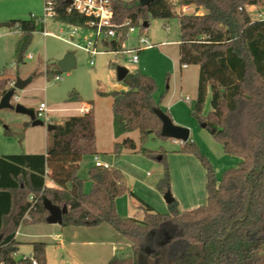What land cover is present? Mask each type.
I'll return each mask as SVG.
<instances>
[{
	"label": "trees",
	"instance_id": "1",
	"mask_svg": "<svg viewBox=\"0 0 264 264\" xmlns=\"http://www.w3.org/2000/svg\"><path fill=\"white\" fill-rule=\"evenodd\" d=\"M55 2L53 21L87 29L89 18L67 12L65 0ZM111 6L114 22L128 19L135 27L148 18L177 19L179 65L199 68L192 114L225 155L239 159L238 165L217 181L212 165L188 140L182 151L193 155L205 170L206 204L180 211L174 200L166 214H158L138 200L144 218L124 219L115 210L116 199L128 191L119 170L91 167V188L83 191L77 171L84 157L97 155L94 116L92 110L71 116L48 132L51 143L44 155L0 157V264H46L45 243H32L29 256L14 257L18 229L46 223L45 202L67 209L62 227L105 224L124 238L131 254L114 256L107 264H264V20H252L247 11L264 7V0H155L149 5L140 0H111ZM184 7L203 13L185 14ZM0 29L21 34L15 48L21 62L33 34L44 31V23L41 18L15 20L0 24ZM122 43L123 38L106 41L103 49L118 53ZM122 83L126 91L97 93L112 100L114 137L138 132L142 144L148 136L165 139L154 114L160 109L153 97L155 81L137 72L128 73ZM208 91L210 111L203 116ZM5 92L2 86L0 97ZM78 101L77 94L67 99L68 103ZM135 149L133 140L125 137L114 144L113 153L119 157ZM158 160L165 166L158 186L165 195L169 176L164 157ZM46 179L56 188L47 187Z\"/></svg>",
	"mask_w": 264,
	"mask_h": 264
},
{
	"label": "rangeland",
	"instance_id": "2",
	"mask_svg": "<svg viewBox=\"0 0 264 264\" xmlns=\"http://www.w3.org/2000/svg\"><path fill=\"white\" fill-rule=\"evenodd\" d=\"M44 6V0H0V24L32 17L43 18L44 30L50 34L44 37L42 33H34L23 60L19 62L15 48L21 35L0 29V90L2 86L4 90H10L16 79H30L27 87L15 92L11 104L19 103L35 110L40 103H44L48 110V121L42 127H32L25 115L9 109L0 110V157L27 154L24 151H30L29 154L45 151L51 143L46 129L51 124L50 118L54 120L52 125H62L68 115L78 114L77 109L85 104L93 109L99 161L119 170L124 177L128 191L115 201V210L121 218L138 221L144 218L138 200L148 205L154 213L168 212L164 194L158 188L165 174V166L158 160L161 156L168 171L169 192L178 203L179 210L204 206L207 198L205 170L193 155L182 151L183 144L155 136H148L142 144L138 132L114 137L112 100L97 94L98 91L127 90L117 80L118 68H126L130 74L139 72L152 78L157 87L153 97L159 108L174 125L189 130V141L212 165L216 180L221 179L224 171L236 168L239 159L225 155L192 114L199 68L187 66L184 69L179 65L177 43L180 31L177 19L165 21L148 18L149 25L144 28L145 31H141L144 21L140 20L137 32L125 42L124 48L135 46L140 35L147 38L153 47L139 54L137 64H131L127 61L130 57L128 54L105 51L101 41L96 44L99 53L95 56L84 52L78 47L86 46L87 40H92L93 32L53 21L45 16ZM260 10H264V7ZM249 15L252 20L256 18L254 11H250ZM67 53L72 54L75 65L55 80L51 72L56 69L57 57ZM72 94L78 95V102H67ZM209 101L210 91L205 98L203 116L210 111ZM125 137L133 140L136 149L123 151L119 157H115L114 144ZM143 150L149 155H145ZM93 166L94 157H84L77 172L85 193L91 188L88 171ZM57 234H60L59 238ZM16 239L19 243L14 256L16 260L30 255L32 243H45L46 264H107L112 258L113 248L117 249L115 255H119L121 248L127 245L124 238L105 224L91 228L46 223L24 225L18 229ZM61 242L64 246L60 247Z\"/></svg>",
	"mask_w": 264,
	"mask_h": 264
},
{
	"label": "built area",
	"instance_id": "3",
	"mask_svg": "<svg viewBox=\"0 0 264 264\" xmlns=\"http://www.w3.org/2000/svg\"><path fill=\"white\" fill-rule=\"evenodd\" d=\"M67 2V12H76L81 14L87 18H89V22L87 23V29L93 32L92 40H87L86 46L78 47L75 44L68 42L71 46L78 47L84 52L90 54L91 56H95L99 53L97 50V42L101 41L102 43L110 40H120L123 38L122 43V51L121 53H126L130 57L127 60L131 64H137L139 61V54L144 50L151 49L153 45L149 42V40L141 35L137 38V44L132 46L131 48H124L125 42L129 40V38L137 32V28L131 25L130 20H125L122 23L114 22V14L111 6V0H65ZM129 2L132 0H120ZM45 6V16L52 17L54 16V9L56 2L55 0H44ZM33 18V17H32ZM256 20H264V13L259 12L256 14ZM44 23L43 18H41ZM78 29V28H76ZM145 31V29H144ZM75 33V32H74ZM73 33V34H74ZM43 36H47L48 33L43 32ZM86 40V39H85ZM30 58V56H29ZM92 65V61L90 62ZM186 67V66H184ZM55 80H58L59 77L55 76ZM78 111V116L87 115L90 113L91 108L83 105ZM47 107L44 103H40L38 107L34 110V115L37 120L42 121L43 123L48 121L47 115ZM50 122V121H49ZM94 166L109 168L105 163L99 161L98 157H94ZM32 264H36L33 262Z\"/></svg>",
	"mask_w": 264,
	"mask_h": 264
},
{
	"label": "water",
	"instance_id": "4",
	"mask_svg": "<svg viewBox=\"0 0 264 264\" xmlns=\"http://www.w3.org/2000/svg\"><path fill=\"white\" fill-rule=\"evenodd\" d=\"M154 1L155 0H140V4L149 5ZM142 26L144 28H147L148 27L147 22H144ZM74 65H75V61L72 54L67 53L60 60L56 61L55 63L56 70L52 72V75L58 76L61 73H67L74 67ZM128 73L129 72L126 68H118L117 80L122 82L124 78L128 75ZM29 82H30L29 79L26 80L16 79L12 88L6 91L5 94L0 98V110L9 109L17 114L25 115L28 117L32 127H42L44 126V123L35 118L33 109L27 108L19 103L11 104L10 102L11 99L14 97L15 92L19 90H23L25 87L28 86ZM154 114L161 123V130H160L161 137L165 139H172L174 141H179L182 144L186 143L189 140L190 132L187 128L174 125L172 120L161 109H155ZM201 127L204 128L205 125H201ZM46 129L49 132L54 130L55 126L49 124L46 126ZM163 200L167 205H170L171 203H173L174 198L172 197L170 192H167L164 195ZM44 207L48 212V215L45 220L46 224L61 226L63 221V216L67 214V209L65 207L59 208L57 206H53L49 202H45ZM0 240H1V236H0Z\"/></svg>",
	"mask_w": 264,
	"mask_h": 264
},
{
	"label": "crops",
	"instance_id": "5",
	"mask_svg": "<svg viewBox=\"0 0 264 264\" xmlns=\"http://www.w3.org/2000/svg\"><path fill=\"white\" fill-rule=\"evenodd\" d=\"M182 10V12L183 13H185V14H197V15H201L203 12H202V10H200V9H195V8H193V7H184V8H182L181 9ZM247 11H248V13L250 12V11H254L256 14L257 13H259V12H261L262 10H260L258 7H248L247 8ZM44 28H45V23H44ZM10 32V31H9ZM13 32H15V31H13ZM43 32H46V33H48L47 31H43ZM42 32V33H43ZM17 33H19V32H17ZM20 34V33H19ZM21 35V34H20ZM43 35V34H42ZM47 36H50V34L48 33V35ZM47 36H44V37H47ZM72 39V38H71ZM177 46H178V43H177ZM62 58V55H59L58 57H57V61L58 60H60ZM187 67V66H186ZM186 67H182V68H184V69H186ZM56 70V69H55ZM53 72V71H52ZM52 72H51V75H52ZM21 80H26V79H21ZM30 80V79H29ZM29 84H30V82H29ZM28 84V85H29ZM83 105H85V104H82V106ZM91 110L93 111V109L91 108ZM71 116H78V114H70V115H68L67 117H66V119L67 118H69V117H71ZM50 122H51V124H52V122H54V120L52 119V118H50ZM94 124H95V120H94ZM56 125V124H55ZM95 135H96V132H95ZM189 139H190V134H189ZM95 145H96V136H95ZM95 148H96V146H95ZM47 150V149H46ZM46 150L45 151H43V152H40V151H38V152H35V153H31V154H33V155H39V154H42V155H44L45 153H46ZM25 153H27V154H29L30 153V151H24ZM96 152H97V149H96ZM97 154H98V152H97ZM96 157H98L97 155H96ZM98 159H99V157H98ZM83 160V159H82ZM82 162V161H81ZM81 162H80V164H81ZM102 163H104V162H102ZM80 164H79V166H80ZM79 169V168H78ZM78 172V171H77ZM46 186L47 187H51V188H56V186L52 183V182H50V181H47L46 182ZM194 209V208H193ZM191 210V209H190ZM185 211H187V210H185ZM16 235H17V233H16ZM56 237H60V234H57L56 235ZM15 240L17 241V239H16V236H15ZM70 242V241H69ZM70 244H71V242H70ZM59 246L61 247V246H64V243H60L59 244ZM122 249V252L119 254V255H115V252L117 251V249L115 250L114 248H113V253L111 254V257H127V256H129L130 254H131V250H130V246H129V244L127 243V245L125 246V247H123V248H121ZM115 250V251H114Z\"/></svg>",
	"mask_w": 264,
	"mask_h": 264
}]
</instances>
